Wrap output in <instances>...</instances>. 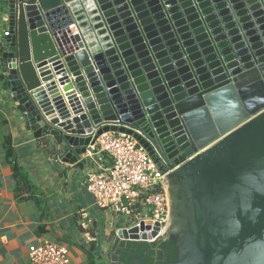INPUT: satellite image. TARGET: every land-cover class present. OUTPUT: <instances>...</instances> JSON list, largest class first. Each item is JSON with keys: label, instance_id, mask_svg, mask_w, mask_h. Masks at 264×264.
<instances>
[{"label": "water", "instance_id": "95a60500", "mask_svg": "<svg viewBox=\"0 0 264 264\" xmlns=\"http://www.w3.org/2000/svg\"><path fill=\"white\" fill-rule=\"evenodd\" d=\"M8 16L0 81L35 138L84 168L125 132L168 173L169 224L120 239L172 238L164 264H264V0H8Z\"/></svg>", "mask_w": 264, "mask_h": 264}, {"label": "crops", "instance_id": "0c3cea01", "mask_svg": "<svg viewBox=\"0 0 264 264\" xmlns=\"http://www.w3.org/2000/svg\"><path fill=\"white\" fill-rule=\"evenodd\" d=\"M7 137L13 156L5 147ZM61 140L35 138L26 112L0 81V264H31L30 246L44 243L69 248V264H113L112 255L120 257L114 248L130 242L117 234L127 222L100 209L86 188L89 166L63 162ZM82 211L90 219L86 229Z\"/></svg>", "mask_w": 264, "mask_h": 264}, {"label": "built area", "instance_id": "2783aa9c", "mask_svg": "<svg viewBox=\"0 0 264 264\" xmlns=\"http://www.w3.org/2000/svg\"><path fill=\"white\" fill-rule=\"evenodd\" d=\"M2 0H0L1 2ZM7 1L8 6V0ZM9 28L3 37L9 35ZM89 171L85 185L95 204L119 217H126L130 228L143 220L159 223L162 230L170 222L171 198L168 173L156 164L146 148L131 134L108 131L88 146L84 155ZM81 226L88 228L87 211ZM31 264H69L70 250L54 243L30 246Z\"/></svg>", "mask_w": 264, "mask_h": 264}, {"label": "trees", "instance_id": "16d2710c", "mask_svg": "<svg viewBox=\"0 0 264 264\" xmlns=\"http://www.w3.org/2000/svg\"><path fill=\"white\" fill-rule=\"evenodd\" d=\"M7 4V1H4ZM22 106V109L26 112V108ZM5 147L8 150L9 155L13 156L14 148L12 146L11 137L5 139ZM116 236V234H115ZM131 243V242H130ZM129 243V244H130ZM136 248L133 251L136 253L137 258H145V264H164L165 257H168L170 261L177 260V248L175 246V241L171 238L164 242H144V243H134ZM126 243L122 242L120 246H124ZM166 247V248H163ZM121 251V252H120ZM114 252H120V264H132L133 256L127 250H121L114 248Z\"/></svg>", "mask_w": 264, "mask_h": 264}, {"label": "rangeland", "instance_id": "374dc122", "mask_svg": "<svg viewBox=\"0 0 264 264\" xmlns=\"http://www.w3.org/2000/svg\"><path fill=\"white\" fill-rule=\"evenodd\" d=\"M7 16H8V6L6 4H4V1L2 0L0 2V44L4 39V37H2V33L4 31L3 29L5 28V26H7L9 28V25L7 23ZM8 18H9V16H8ZM122 218L124 221L127 220V218L125 216ZM162 241H165V240L161 239V240H157L156 242H162Z\"/></svg>", "mask_w": 264, "mask_h": 264}, {"label": "flooded vegetation", "instance_id": "af4514ba", "mask_svg": "<svg viewBox=\"0 0 264 264\" xmlns=\"http://www.w3.org/2000/svg\"><path fill=\"white\" fill-rule=\"evenodd\" d=\"M168 184H169V191H170V186H171V184H170L169 180H168ZM170 198H171V195H170ZM167 240H168V239H166L165 241H167ZM162 242H164V241H162ZM151 243H154V242H151ZM118 248H121L122 250H127V251H129V252H132L133 249L136 248V246L131 242L130 244H129V243H126V245H124V246H122V247L119 245ZM163 248H166V247H163ZM133 258H135V257L133 256ZM165 258H166V257H165Z\"/></svg>", "mask_w": 264, "mask_h": 264}, {"label": "bare ground", "instance_id": "6f19581e", "mask_svg": "<svg viewBox=\"0 0 264 264\" xmlns=\"http://www.w3.org/2000/svg\"><path fill=\"white\" fill-rule=\"evenodd\" d=\"M73 30H74V29H73ZM74 32H77V31H76V29H75V31H74ZM168 229H169V228H168ZM168 229H167V230H168Z\"/></svg>", "mask_w": 264, "mask_h": 264}]
</instances>
